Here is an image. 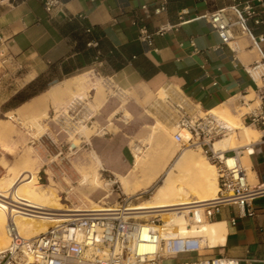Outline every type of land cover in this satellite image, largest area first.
<instances>
[{
    "label": "crops",
    "instance_id": "obj_1",
    "mask_svg": "<svg viewBox=\"0 0 264 264\" xmlns=\"http://www.w3.org/2000/svg\"><path fill=\"white\" fill-rule=\"evenodd\" d=\"M245 2L255 3L257 9V16L248 22L251 34L224 45L202 17ZM161 8L164 10L157 12ZM143 29L153 35L154 49L141 41ZM160 29L166 30L159 33ZM259 37H264V0H60L51 14L40 0H0V57L4 63L25 68V76L33 77L31 81L51 71L59 72L60 80L46 91L75 77L95 76L132 94L128 99L134 118L130 127L104 132L91 140L109 178L105 181L117 187L118 199L147 198L161 176L143 188L147 177L167 168L180 155L163 133H154L156 120H144L140 104L164 93L174 109L183 103L197 113L224 107L232 112L252 106L256 109L260 81L249 71L264 57V43L258 44ZM248 101L252 103L246 105ZM114 108L113 104L104 108L101 132L106 130ZM255 131L256 139L237 148L242 149L241 162L250 174V184L264 188L263 134ZM149 140H156L158 155L144 156L143 167L134 176L136 156L130 144L145 153ZM228 149L231 156L235 148ZM4 157L0 151V159ZM41 171L39 168L35 174ZM6 172L0 165V180L7 177ZM251 206L255 213L252 218L241 217L243 212L236 205L223 207L208 223L221 226L223 242L181 258L224 256L238 259L240 264H264V197Z\"/></svg>",
    "mask_w": 264,
    "mask_h": 264
},
{
    "label": "built area",
    "instance_id": "obj_2",
    "mask_svg": "<svg viewBox=\"0 0 264 264\" xmlns=\"http://www.w3.org/2000/svg\"><path fill=\"white\" fill-rule=\"evenodd\" d=\"M40 1L48 14L60 5V0ZM261 2L262 0H257V3ZM163 10L161 8L157 12ZM256 16L255 3L245 2L207 13L202 18L219 35L223 44L228 45L238 36L251 34L248 22ZM165 30L160 29L158 32L163 33ZM152 37L147 30H142L141 41L148 49H154ZM257 42L264 43V37H259ZM249 73L259 77L256 99L260 104L256 109L243 114L242 118L244 123L262 132L264 141V57L260 63L251 67ZM110 83L113 85L111 81ZM114 90L118 94L123 93L116 87ZM248 103L252 102L248 101L246 105ZM172 109L177 129L174 138L181 150L201 149L205 159L216 171L217 194L209 201L193 204L194 207L187 214L192 223H189L188 229L208 224L223 207L230 205H236L243 212L241 217L252 218L255 213L251 204L264 197V188L250 184L248 170L241 163L242 149H232L231 156L230 149L217 152L213 150L215 141L222 140L233 132L231 125L212 112L197 113L189 106ZM183 132L189 135L188 139L183 137ZM131 199L122 197L118 199L116 206L69 216L65 221L31 239L19 233L10 217L6 224L9 245L6 248L0 247V264H165L166 261H174L170 264H240L238 259L224 256L195 260L181 258L176 252V240L158 243L153 230L146 237V224L160 227L164 222L161 217L147 219L130 210ZM19 212L30 213L25 209H19ZM235 222L232 219V223ZM180 244L185 252L199 250V243L195 240L186 239L185 243ZM145 246H153L155 250H144Z\"/></svg>",
    "mask_w": 264,
    "mask_h": 264
},
{
    "label": "rangeland",
    "instance_id": "obj_3",
    "mask_svg": "<svg viewBox=\"0 0 264 264\" xmlns=\"http://www.w3.org/2000/svg\"><path fill=\"white\" fill-rule=\"evenodd\" d=\"M25 72V68L17 67L12 63H4L0 57V127L1 130L2 128L3 130L8 129L15 135L13 141H8V144L15 146L20 151L22 157L19 159V161L21 163L19 161L18 162L19 164L23 163V165H25L20 166L24 170H28L35 175L34 186L42 194L48 197V199H54L53 201L56 202L58 208L65 210H75L92 209L93 207L103 208L116 206L118 204V198L116 197V186L114 185L111 187L110 182L105 181V178H109L106 177V173L103 171L97 149L92 146L91 140L95 138V136L98 138L101 137L104 135V132L116 133L122 129L130 127L132 122H134L132 113L128 108L130 104L128 99L132 97V94H118L114 90L115 86L112 85L109 80L94 76L88 78V84L86 86L87 88H76L75 93H82V95L85 96V99L80 102L77 101L76 104L70 105L69 108L71 109L67 108L68 105L66 106V104H69L68 99L71 100L75 96L73 92H71L72 94L66 93L67 95H64L65 97H63V99L67 97L65 99L66 102L61 100V102H63L61 105L59 100L55 101L58 102V106L56 105L57 103L48 101L47 104H43L41 107L39 106L41 109L38 107L36 112H31L32 108L29 110V107H25L24 103H30L33 98L39 96L45 91L38 93L33 97L32 95H34L44 86H47L52 82L56 83L61 77L59 76V72L51 71L50 73L46 74L34 87H30L35 81H31L30 77L25 76ZM93 80L95 82H93ZM96 82L97 84L95 85L94 83ZM93 87L96 89L92 90ZM97 87L100 91L97 89ZM101 89L104 91H101ZM78 91L80 92L78 93ZM98 92H101V94L103 92L106 93L104 95L102 94L104 97L101 98V95H99ZM98 96L101 98V102ZM97 97L99 102L96 100ZM24 100L26 101L23 102ZM53 104H55V106ZM110 104H113L115 108L113 109L112 114L108 116L106 123L108 126L106 130L101 132L103 127L101 124V114L103 113L104 108ZM95 105L97 108H95ZM92 106L94 107L92 108ZM182 106H189L192 108V106L188 105L187 103H183ZM23 107L27 108L26 110L28 111H24ZM254 107L255 106H252L250 109L243 108L241 110H237L236 112H232L228 108L224 107L214 111L213 114L230 124L232 128L236 125L239 126L241 123L242 125L240 124V126L249 127L255 131L254 128L250 127L247 123H244L242 118L243 114L253 110ZM45 108L47 110H45L47 113V118L43 116ZM140 111L142 117H144V120L145 118L156 120V126L153 130L154 133H163L165 139L169 140L171 146L177 151H180V154L185 150L191 149L192 152L195 153L196 157H198L202 162L208 164L201 149L187 148L181 150L180 145L176 142L174 138L175 134L177 133V129L174 125L175 114L173 109L169 107V104L166 100V95L164 93H160L151 99L144 100L140 104ZM10 116H12V118ZM35 116L39 118L40 125L43 127L44 132H35V129L27 124V122ZM83 127L87 128L82 129ZM81 130V133H83L86 138H81L78 135V131ZM34 133H37L38 135L33 139L31 135ZM81 133L80 135H82ZM183 135L187 136V133L183 132ZM257 136L258 134H253L245 137L242 134V130H234L225 138L229 142V148H237L243 146L245 143H249L253 139H256ZM97 137L95 139H98ZM147 144L149 149L146 150L145 153L139 149L136 150L134 145L132 143L130 144L136 156V168L133 174L134 176L138 170L142 169L144 164V156L149 157L152 153L155 157L158 155V152L156 151V140H149ZM74 145L77 148H75ZM139 152L141 153L140 155ZM6 158L0 159V165L6 168L7 179H3V182L0 180V183H4V181L14 177V174L8 172V169L14 165L16 159L8 158L10 160L8 161ZM22 158L27 159L26 161L28 163L24 160L22 162ZM173 163L174 161L164 169L165 172L162 173L158 183L149 192L148 197L140 200H135L136 197H134L131 199L130 206L134 207L140 204H145L151 200ZM241 163L246 167L243 161ZM189 167L190 166H188L187 169L183 168L181 171L177 169L173 170L171 175L172 187L174 190L180 189L183 192L175 197H169L168 199L166 198V201L180 199L184 197L183 194H185L187 191L189 192V197L192 196L191 198L196 200L193 198V196L196 195V191L200 189L196 190V178ZM39 168H41L42 171L37 176L35 172ZM210 168L214 171L216 177L215 169L212 167ZM160 171L161 170H156L152 172L147 177V181L152 180ZM9 175L11 177H9ZM249 175L250 174L248 172V178ZM95 177L98 181H92V183L97 182L98 184L96 183V185L91 184L90 181ZM249 181H251L250 178ZM121 182L125 181L122 180ZM124 186L127 187L126 182ZM112 190H115L114 193H112ZM126 191L128 193V190ZM216 194L217 189L214 194H208L206 199H212L216 196ZM37 222L44 232L55 225L43 220H37ZM190 224L192 225L191 221ZM192 229H194V227H192ZM22 236L27 238L25 235ZM192 236L194 235L190 233L188 238L197 242L199 241L198 238ZM174 244L176 246L177 255L189 257L195 255L200 249L206 247V245L201 246L199 243V250L185 252L182 251V245L177 240L174 242ZM1 245L2 244L0 243V246ZM167 253H169V251H167ZM173 262L174 261H166L165 264H170Z\"/></svg>",
    "mask_w": 264,
    "mask_h": 264
},
{
    "label": "bare ground",
    "instance_id": "obj_4",
    "mask_svg": "<svg viewBox=\"0 0 264 264\" xmlns=\"http://www.w3.org/2000/svg\"><path fill=\"white\" fill-rule=\"evenodd\" d=\"M32 78L33 77H30V79ZM88 78L89 77L87 76H82V77H75L70 80H67L61 86L57 85V86L51 87L44 94L33 98V100L30 103H24V105L25 107L26 106L29 107V110L30 108H32L31 112H36L39 106L41 107L43 104L44 105L47 104L48 101L55 102L59 100L60 105H61L63 103L61 102V100L65 101V99L67 98L66 97L65 99H63V97H65L64 95L71 93L70 91H72V89L74 88L76 89L78 87H81V88L86 87L88 84ZM93 82L95 81L93 80ZM94 84L96 85L97 82ZM103 89H101V91ZM79 92L80 91H78V93ZM98 93L99 95H101L100 97L102 98L104 97L102 96V94L104 95L106 92L105 93L103 92L102 94L101 92H98ZM74 94L75 96L71 100L68 99L69 104H66V106L68 105L67 108H69L70 105L72 104H76L77 101L80 102L85 99V96L82 95V93H79V94L74 93ZM98 97L96 98V100H98ZM101 98H100V102H101ZM97 102H99V100ZM55 103H57L56 105L58 106V102H55ZM53 105L55 106V104ZM96 105H95V108H97ZM25 107H23V110L28 111L26 110L27 108ZM93 107L94 106H92V108ZM45 110L46 108L44 109L43 116L47 118V113L45 112ZM10 117L12 118V116ZM27 124H29L30 127H33L35 129V132H39V133L44 132L43 127L40 125L39 118L36 116L33 117L30 121H28ZM240 124L239 126L238 125L234 126L232 128L233 131L242 130V134L245 137L253 135V134L255 135L257 134L256 131L250 129L249 127L240 126ZM84 128H87V127H83L82 129ZM81 132L82 130L78 131V135L81 138H86ZM80 133L82 135H80ZM37 135H38L37 133H34L31 136L34 139ZM183 137L185 139H188L189 135L187 134V136H183ZM14 138H15V135L13 134L12 131H9L8 129L3 130V128L1 130V127H0V151L4 154L5 156L4 158L7 157L11 159H16L14 165L8 169V172H11V174H14V177L11 179L9 178V180L4 181V183H0V243L2 244L0 247L3 246V248H6L9 245V240H8V237L6 236L5 231H6V224L10 217L13 219L19 233L21 235H25L28 239H31L44 232V230L40 228L37 220L47 221L49 223H53L56 225L60 222L65 221L67 217L72 216V215H77L80 212L99 211L101 209L97 207H93L92 209H75V210H72V209L65 210V209L58 208L56 205V202L53 201L54 199L53 200L48 199V197L42 194L34 186L35 185V175L29 172L28 170H24L21 167L23 163L19 164L20 162L19 159L22 157L20 151L15 146L8 144V141L12 142ZM75 148L77 147L75 146ZM228 148H229V142L228 140H226V138L215 141L213 143V150L216 152L229 150ZM23 160L26 161L27 159L22 158V162ZM186 165L190 166L189 168L192 170V173L196 178L197 186L195 184V187H198V189H200L197 191L195 190L196 195H194L193 198H195L196 200L192 199L191 198L192 196L189 197V192L187 191L185 192V194H183L184 197L180 199L166 201L165 200L166 198L168 199L169 197H175L183 192L180 189L174 190V188L172 187V176L171 175L174 169L181 171V169H183ZM210 167L215 169L210 163L206 164L205 162H202L198 157H196L195 153L192 152L191 149L185 150L176 158V160L174 161L170 169L167 171L165 178L163 179L159 188H157V191L153 195L151 200H149L145 204H140V205L130 208V210L136 211V213L144 215L147 219H152V218H157V217H161L163 219L165 223L164 226L158 227V226H153L150 224L145 225L144 232H145L146 237L149 231L153 230L155 234L154 236L155 240L158 243L161 241L169 242L173 240H178L180 243H185V240L189 239L188 235L190 233L194 235L192 237L199 239L198 243H200L201 246L206 245L209 247H214V246L220 245L223 242L224 232L221 229V226L204 224L200 227H194V229L192 230H189L187 227L190 223V220L187 214H188L189 209L194 207L193 204L209 201L210 199H206V196L210 193L214 194V192H216L217 181L215 179L216 178L215 173ZM163 170L164 169H162L159 173H157V175L152 180L147 181L143 185V188L146 187L147 185H150L153 181L158 179L159 176H161ZM94 179L90 181H91V184L96 185L97 182L92 183V181H98V180L96 177ZM121 183L122 185H125V182H121ZM4 189H7V190H4ZM8 205H12V206H8ZM19 209L21 210L25 209L27 212H30V213L22 214L21 212H19ZM55 212H63V213H55ZM44 215H50V217H46ZM143 248L144 250H149V251L155 250V247L153 246H145Z\"/></svg>",
    "mask_w": 264,
    "mask_h": 264
},
{
    "label": "trees",
    "instance_id": "obj_5",
    "mask_svg": "<svg viewBox=\"0 0 264 264\" xmlns=\"http://www.w3.org/2000/svg\"><path fill=\"white\" fill-rule=\"evenodd\" d=\"M68 73H69L68 71L65 72V74H68ZM43 77L44 76L36 79L35 82L31 84L30 87H34ZM52 84H54V83L52 82V83L48 84L47 86H44L42 89L38 90L34 95H32V97L37 95L38 93H42V92L46 91ZM26 100H24L23 102H25Z\"/></svg>",
    "mask_w": 264,
    "mask_h": 264
}]
</instances>
